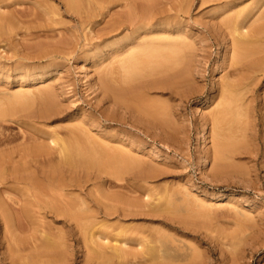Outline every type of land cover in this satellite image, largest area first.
<instances>
[{
	"label": "rangeland",
	"instance_id": "374dc122",
	"mask_svg": "<svg viewBox=\"0 0 264 264\" xmlns=\"http://www.w3.org/2000/svg\"><path fill=\"white\" fill-rule=\"evenodd\" d=\"M60 1L64 4V1ZM60 1L51 0L48 4L46 2H49V0H30L29 2L28 0H25L23 5L21 4L22 6L19 4L17 5L19 7H17L15 4L16 9L19 8L20 10L22 8V11L23 9H34V7L37 6L36 8L39 9L35 8L36 11L33 9L29 10L30 12L27 10H24L25 12L23 11L25 14L28 12L31 17H29V14L28 16L26 15L27 17H25V14L23 13L22 17L19 15V17L14 15V17H12L7 8H1L2 10L0 9V13L2 14L0 15L5 18V20H11V29L9 27L6 28L9 30V33H6L7 35H4L7 31L4 28V25L3 27H0L1 29H5L3 30L5 32L0 30V34L2 32L4 33L3 35L1 34L4 37L0 39V109L8 112L5 115V112L0 110V133L2 132L0 134V156L5 153L6 155L3 157H6V159L2 157L5 160L11 157V160H7L11 163L7 165L8 167L6 171H4L6 175L4 176L3 173L0 177L1 186V180L4 183V187H6V184L11 181L7 184L8 189H6L7 187L4 188L0 186V189H2L0 190V224L3 225L5 220L7 221V224H4L5 228L4 225H0V231L2 232H0V260L3 259V261H0V263L3 262V264H8V261L4 262V259L7 256V249L10 248L9 246H12L11 248L14 249L13 245H15L16 248V246L18 247V245L22 242L23 245L20 247L21 249L24 250V247L26 246L27 249L25 252L31 254L32 258L37 255V257L33 258V262L35 264H44L47 260V257H43V255L48 252L42 248L46 246V241L48 239H44V234H46V236L50 237L49 239H51V237L56 236V234H64L63 230H65V234L67 233L66 231L68 230V227L64 226L63 223L59 221L62 219L56 220L50 216L30 215L29 209H27L28 213L26 215H23L20 212V214H16L13 212V210L10 212V208L8 207V203L12 200L10 203L13 206L9 205L11 209H19V205L21 203L20 202L18 204V197L20 195L19 191H30V188L22 186L23 184L18 185L14 180H10L11 177L14 178L13 175L15 174V171L18 169L20 170V168L21 170L27 168L29 173H31L30 171L35 173V169H39L40 171L42 168L41 171L43 172V168H46L47 170H45L48 173L50 170H52V172L49 173L50 176L47 174V172V175H45L44 172L40 174L39 171H36L39 177L43 175L50 179L49 187H46L48 185V180L42 176V178H44L42 182H45L44 184L42 183V186L45 185V191L54 190L57 184H59L57 189H61L62 187V189L65 190L72 189L71 191H67L72 193H70V197H72L71 200L74 199L73 202L76 201L74 204H77L79 201L77 200L78 195L76 193H79V187L83 185L84 181L86 182L90 179V181H87L84 186H82V189H84V191L87 189L86 191L91 194V199L87 201L93 210L99 211L107 208L116 210L118 206L120 207L118 210L124 209L133 212L137 210L138 214L142 212L143 215L145 214L146 217L144 218L147 220L143 221V219H141L133 221L130 219L124 220L113 217L105 218V216L100 215L97 217V219H94L92 223L90 221L88 224H86L82 230V233H85L86 235H84L85 238H87V240L85 239L87 241L86 244H83L82 242L72 243L70 241L71 248H69L68 255H66L68 256L67 264H105L107 263V259L104 258H108L109 261L107 264H264V40L262 39L258 43L257 39L260 40V37L257 39L255 38V40L254 37H251L250 39L249 36L248 38L250 40L245 39V37V41L243 38L241 39V37H239V34L246 36L248 34L247 32H249L248 29L253 25V23L255 25L257 24L256 20L258 19L260 13L258 11H260L259 7L261 4H259L257 0H243L244 2L241 1L242 3H237L235 5L236 7H230L231 9L228 7H223L228 11L221 8L219 11L223 12L219 13L223 15L222 17V15L220 16V14H217L215 11H218L216 8L218 7L219 3L221 4L222 1L224 2V0H210L211 2L208 0L209 3L203 2L204 0H191L189 7H184V1L186 0H141V3L144 1L143 5L145 8H147L149 5L151 9L153 8V10H155L157 7L161 6L162 9L157 8V10H155L157 12H160L161 10L164 11L166 9L163 12V15H166V17H169V14L176 15L177 13L176 17H170H173L172 20L177 18L176 20L178 21H172L171 18H168V20L172 22V25L178 24V29L176 26H173L171 30L168 29L169 33L160 31L162 29L161 27L157 28V30L160 31V34L163 32V36L161 34L160 37L168 38L170 42L178 41L179 39L185 42L183 45L184 47H187V44H189L188 49L183 47L184 49L182 50V58H180L181 60L178 62L174 61V59L171 60L172 63L174 62L172 66L175 65V70L173 68V70L164 75L161 74L162 71H156L157 69L155 70V68L161 66H156L158 65L159 60L154 59L155 62H152L154 65H150L152 66V70L149 68L147 69V72L150 71L154 74H157L158 72L159 74L157 76L153 74L152 76H154V78L149 76V79H144L148 82H145L144 80L142 81L144 84L146 83V85H150L151 83H153V85L151 84V88L146 90L148 92H138L140 95V98L138 99L141 100L137 101V104L134 103L132 105L134 109H130L131 111L128 110V113L125 115L126 119L123 125H118L115 123L106 122L101 117V113L104 114V109L108 107V104L104 103V86L102 85L104 84L103 78L106 75L104 71L106 70L107 73L112 68H116L118 62L124 60L123 56L125 58L128 57V52L124 53L122 56H120V58H115V61L111 58L112 63L109 60V63L108 61L105 62L107 64L104 63L103 56L108 55L109 53V47L112 44V38L110 37H113L115 40L116 38L119 40L121 36L122 40L120 39L119 42L122 41L125 43L123 41L125 37L123 38V36L130 33L125 31L124 34L123 31H119L117 35L115 33L112 34L113 36L111 35L107 37L104 35L105 32L103 31L105 23L110 20V15H120L122 14L121 12L128 11V8L125 7V5L121 2L119 4L124 6L125 9L123 7L119 8L121 6L116 4L115 6H110V10H108L105 9V7H107L106 4H103L104 0H98V4H100V10L98 6L96 7V9L99 10L98 12L97 10L94 11V8L92 9V13H95L94 15L96 18L94 17L93 19V17H91V22H84L85 24L82 27L83 20L81 16L77 14V12H71L69 9L68 11L66 5L64 4V6ZM152 1L157 2V4L155 3V5L152 3ZM84 3L85 0L83 1L82 6H86ZM185 3L188 5V2ZM215 3H218V5ZM252 3L257 4L258 6L255 5L257 8L254 6V4L252 5ZM178 5L180 8L183 6V8L180 9L181 13ZM84 6V10H86ZM103 6L105 7L103 8ZM214 6L215 9L212 11L211 9H213ZM252 6L256 9H250ZM83 8L81 9L82 11ZM234 8L236 11L233 10ZM148 9L150 10L149 7ZM39 10L40 12H38ZM254 10V16L255 14L257 15L252 19L251 16H253L252 13ZM6 11H8V13ZM34 11L38 12V16L37 14L33 13ZM82 11L80 12L82 15L86 13ZM183 11L184 13H182ZM250 11H252V13ZM234 12H236V14ZM237 12L240 13L237 14ZM249 12L251 15H249ZM39 13H41V15ZM92 13L91 15H93ZM211 13H216V15H213L214 18ZM241 13L244 14L245 17ZM33 14L34 17L37 16L35 17L36 20L32 18ZM84 16L85 15H83V17ZM234 16H236V18L232 19ZM221 17L222 19H219ZM225 18H230V23L231 21L233 22L236 20L233 22L236 24H233L232 26V23L230 24ZM244 18L246 20L248 18V20L246 21ZM180 19H182L181 22L183 24H181V22L179 23ZM243 19L245 20L244 24H251L249 25V28L248 25H243V29L245 28L243 33H247L245 35L241 33L242 26L240 27L241 24L239 23L242 22ZM220 20H224L225 23L222 22L221 25ZM18 21H21V23ZM185 22L187 26H184ZM91 23L93 24L91 25L93 27H90V29L89 26ZM184 27L185 29H183ZM232 27L235 29H232ZM237 27H240L238 32ZM253 27L254 25L252 28H250V31H252ZM87 29L91 30V32L89 30L87 31ZM158 31L155 33L156 35L154 34L155 37H153V35L151 36L153 39H155L156 36L160 38ZM167 34L168 36L166 37ZM231 34L235 35L233 36ZM1 35L0 37H2ZM170 35L171 37H169ZM181 35L182 37L180 38ZM104 36L111 39V41ZM234 38L235 41L233 40ZM105 39L107 41L104 43ZM241 40H243V45ZM246 40H249V43H247L248 41ZM251 40L254 41V43L251 42ZM106 42L107 44L109 43V45H107ZM244 42H246V46L242 49ZM232 44L235 45L232 46ZM236 44H240L242 46H236ZM91 47L94 49H91ZM240 49L242 50L240 51ZM87 50L90 53L92 51V55ZM83 51L87 52L86 55H89L90 61L84 65L83 60L86 57V52L84 53ZM106 51L108 53H106ZM184 52L185 54H183ZM244 52L247 53V56L245 55L246 53L242 55ZM83 55H85L84 58ZM180 55L178 56V59ZM183 55H185V58ZM107 57H112V54ZM172 63L170 62V64ZM219 63L223 65V67L216 72L215 70ZM20 66H23L22 68L24 71H18L20 69L17 68ZM36 67L38 69L46 68V71L44 72L43 69H39V71H37L38 69L36 70ZM104 68L106 69L104 70ZM178 69L180 70L178 71ZM15 70H17V73ZM25 71H27L28 74ZM41 71L43 73H41ZM19 72L20 74H18ZM39 73L44 76V80L41 79L38 81V76H40ZM21 76H23L22 79H20ZM165 80L167 83H164ZM231 84L232 86L234 85V87H232ZM21 85L22 88L19 87ZM226 86L227 88L229 87V90L226 89ZM3 87L5 89H3ZM38 88L39 90H37ZM45 88H47L45 90L46 95L43 93ZM234 89L237 91L235 92ZM52 91L54 92L53 96H51ZM34 93L37 96V99ZM41 93L43 95H41ZM48 98L51 99L50 102ZM41 99L42 101H39ZM206 100H208V104H206L205 108L199 111L202 103ZM247 101L249 104V107L247 106L248 110L247 107H245ZM4 102L8 106L7 110H5L6 104ZM10 102H13L14 104H10ZM141 103L144 105L143 107L140 105ZM46 105L47 109L45 108ZM139 106H141V108ZM242 106L243 108H241ZM8 108L12 109L8 110ZM52 109L54 111H52ZM43 110L44 112L47 111L51 114V117L47 118L44 122L42 119L38 118V115ZM222 111L225 112L221 113ZM12 112H15V114ZM163 113H166V117ZM3 114L4 116L2 118ZM33 114L34 116L37 114L38 115L35 118ZM214 114H217L216 117L219 115V120L216 117L214 118ZM26 115H28L29 118ZM243 115L245 116L243 117ZM85 118L93 123L90 127L91 129L88 128L93 135L89 132L90 134L87 133L84 136L78 129L83 127L81 126L83 125L81 122ZM220 119H223L222 122ZM232 119L234 121H232ZM2 120L5 121L3 122ZM156 120L162 122V125H164L167 121L168 123L165 124L167 126H158L157 124L159 122ZM231 124L235 125L231 126ZM70 129L73 131H70ZM74 131H76L75 135L79 136L78 142L76 141L77 138L73 136ZM53 135L54 139L51 138V140H49V136L53 137ZM89 135L90 138H93L95 135L96 138L94 137L93 139H99L98 141L101 140V142L103 139L107 140V142L104 141L105 146L111 145V147H120L119 149L123 151L126 149V152H124L125 154L127 153L129 162H126V167L123 166L125 170L122 171L120 177H112L109 174L107 175L105 167L104 171L101 172H98L96 169L94 170V166L91 167V169L93 168L92 171L90 169L88 170V173L87 170H85L86 172H83L82 169L75 168L77 167L76 163L72 164L71 166L66 165V167H68V171L70 169L71 172H74L75 170L80 169L79 171H82L83 173H79L77 171L78 173L74 172L73 176H71V172L68 173V171H64L66 168L64 167L65 164L62 157L66 152L62 151L63 154H61V151H57H71L70 149H75L74 147H77L79 144H84L83 142L87 139V137H89ZM201 135H205L203 138L204 140L199 139V136L201 137ZM23 136H25L26 139ZM31 137L36 139L32 138V141ZM112 137H115V141L117 138L119 145L123 141V144L121 143V145H127L124 146L125 149L123 146H119L117 141L115 142L114 140L110 139ZM70 138L75 140H72L71 143L66 144L67 141H71ZM82 138L83 141H80ZM41 139L43 141L45 139V142L42 143V141H40ZM51 141H53L54 144H52ZM62 141L65 142V144H62ZM108 141L111 144H109ZM225 141H227V144ZM113 143L115 145H113ZM217 143L221 145V149H218L219 152L215 149L218 147L217 145H219ZM221 143L226 144V147ZM228 143H230V145ZM222 145L224 147H222ZM68 147L70 149H68ZM22 149H25V151L23 150L25 153L26 151H28V154L30 153L29 157L31 159L35 158L34 155L38 153V151H42V153H50V155L53 154V156L51 155V159L49 157L38 159L39 163L36 165L40 166L42 163L43 164L37 168V166L32 163L33 160L26 156L27 153L24 154L23 152V154H20L17 152V150L22 151ZM222 149H225V151L223 152ZM8 155H10V157H7ZM204 156L206 159L202 158ZM27 157L30 159V161ZM2 158L0 157V160ZM57 159H60V162H58ZM204 160H206V162H204ZM41 161L42 163L40 164ZM28 162H31L29 167ZM31 164H33L35 169L33 166L30 167ZM44 164L48 167H45ZM57 164V168L59 169L62 168L61 166L63 165V171L61 169L60 170L64 172V178L63 173L60 172L59 169L58 171L54 170ZM14 165L18 169L15 168ZM72 166V169L74 170L70 168ZM12 167H14V169H12ZM49 167H52L53 169ZM129 168L131 170L128 171ZM9 169H12L13 171L11 170L10 172ZM20 171L18 172V175H26L23 174L24 171H21L23 173L19 174ZM6 172L9 175H7ZM57 172L62 174L59 176L57 175ZM90 172L91 174H89ZM32 173L30 175L34 174ZM101 173L102 175H100ZM69 174L71 175L69 176ZM79 174L82 175L81 177L83 179L80 178ZM87 176L89 177L88 179ZM65 178L66 181H64ZM69 178H71V180ZM119 178L122 179L120 180ZM4 179L6 180L4 181ZM54 179H56V181ZM72 179L75 184L78 183L77 186L73 185L74 183L72 182ZM78 180H80L81 183H79L80 181ZM51 181L53 185L55 184L54 188L52 187L53 189L50 188L52 185ZM111 181H113L112 185H109L111 184ZM13 182L15 183V187H13ZM9 184L13 188L9 187ZM68 184L77 188L74 189ZM79 184L82 185L79 186ZM16 185L18 187H16ZM6 190L8 191L6 192ZM115 193H120L121 196L126 194L127 196L124 195L123 197L126 196L125 198L128 199L124 198V200H122V198H119V200L116 202L114 201L113 204L111 201H109L111 202L110 204L107 202L108 200L104 198L105 195L107 196L109 194L112 195ZM121 193L124 194L122 195ZM6 200L9 201L6 203ZM29 201L31 202L32 199ZM15 203L17 207H15ZM117 203L120 204L118 205ZM27 204L28 203H26V206ZM108 204L109 206L112 205V208L109 207ZM21 206L25 209V205ZM125 207L127 209H125ZM11 213L14 214L11 215ZM147 213L149 214L148 217ZM151 214L153 215L150 216ZM9 215H11L12 218H10ZM14 215L16 217L15 220ZM154 215L155 218L153 217ZM28 217L29 221L24 222L25 219L28 220ZM31 219L33 221H30ZM32 223H34L35 227ZM31 224L33 225L32 227ZM26 225L30 227H25ZM50 226L51 228L49 229ZM87 226L88 230H86ZM52 227H54L53 231ZM121 227L125 228V230H123L124 232H120L122 229ZM19 228L23 231L22 235L17 233H22ZM28 228L30 230L33 228L32 230L34 232H32V230L28 232ZM35 228L38 229L35 230ZM61 228H63V230ZM97 228L100 231H98ZM4 229H7L8 233ZM16 229L19 230L16 232ZM46 229L47 233L45 231ZM58 230L60 231V234ZM13 231L16 233V235ZM9 232H13L12 236L9 234ZM49 232H51V234ZM100 234H103V236ZM17 235L19 236L17 237ZM94 236H97V238ZM23 242L26 243L24 244ZM43 242H45V244ZM33 245H35V247ZM86 248L88 249L87 251H85ZM115 248H118L117 254L116 252L114 253ZM124 250L127 251L125 252ZM97 252L99 255L96 254ZM102 252L103 254L100 255ZM3 253L6 255L4 256ZM118 253L120 256H118ZM150 253H153L155 256L153 257V259L155 258L154 260H149L150 257L152 258L153 256ZM62 254H60V256L63 257L64 255ZM113 255L115 258L113 257V259H110V256ZM117 258H119V260Z\"/></svg>",
	"mask_w": 264,
	"mask_h": 264
},
{
	"label": "bare ground",
	"instance_id": "6f19581e",
	"mask_svg": "<svg viewBox=\"0 0 264 264\" xmlns=\"http://www.w3.org/2000/svg\"><path fill=\"white\" fill-rule=\"evenodd\" d=\"M24 1L25 0H0V9L2 8H7L8 9V11L11 13V16L12 17H14V16H20V17H22V13H23V11L25 10H27V9H23V11H22V8L19 10V8L18 9H16V7H15V4H16V6L17 5H23V3H24ZM30 0H28V2H29ZM50 1L51 0H49V2H46V3H50ZM60 1V0H59ZM62 1H64V4L66 5V7H67V10L69 9L71 12L72 11H74V13L75 12H77V14H79L80 16H81V18H82V27H83V25L87 22V23H90L91 21H90V18L91 17H93V19H94V17L96 18V16L94 15L95 13H92V9L94 10V11H96L97 9H96V7L98 6L99 7V10H100V4H98V0H85V5L86 6H84L85 7V9L86 10H84V8H83V6H82V4H83V1L84 0H62ZM146 1V0H145ZM155 1V0H154ZM154 1H152V3H156L157 4V2H154ZM190 1V2H189ZM189 1H184V7H189V3L191 4V0H189ZM192 1H194V0H192ZM210 1V0H209ZM241 1H243V0H224V2L222 1V3L220 4L219 3V5H218V3H215V4H217L218 5V7L216 8V10H218V11H215L217 14L220 12L219 10L221 9V8H223V7H228V8H230V7H236L235 5L237 4V3H239V2H241ZM258 2H259V4H261V6L259 7V9H260V11H258V12H260L259 13V16H258V19L256 20V25L253 23V25H254V27H253V29H252V31H250V28H252V26L249 28V25H251L250 23H249V25L248 24H244L245 23V20L243 19V21L242 22H239L241 25H240V27H241V29H242V34H244L243 33V30L245 29H243V25H248V31L249 32H247V33H245V34H247L246 36H243V35H241V34H239V37H241V39L243 38V40H244V38L245 39H249L248 37L250 36V39H251V37H254V40H255V38L257 39L258 37H260V40H258L257 39V41H258V43L263 39L264 40V0H257ZM8 2H11V3H8ZM61 2V1H60ZM82 2V3H81ZM100 2V1H99ZM123 3L124 5H125V7H127L128 8V11H123L124 9H125V7L124 6H121L119 3ZM185 2H188V5L185 3ZM203 2H208V0L207 1H203ZM211 2V1H210ZM213 2V1H212ZM219 2V1H218ZM244 2V1H243ZM62 3V2H61ZM102 3V2H101ZM151 3V2H150ZM194 3V2H193ZM193 3H192V5H193ZM206 3H204V4H206ZM209 3V2H208ZM242 3V2H241ZM246 3V2H245ZM255 3V2H254ZM254 3H252V5L254 4ZM257 3V2H256ZM5 4V5H4ZM28 4V3H27ZM63 4V3H62ZM63 4V5H64ZM95 4V5H94ZM98 4V5H97ZM103 4H106V6L107 7H105V6H103V8L105 7V9H108V10H110V6H115L116 4H119V6H121V7H119V8H124L122 11L123 12H121L122 14H120V15H117V16H113V15H110V20L108 21V22H106L105 23V26H104V31L103 32H105V36H107V37H109V36H111L112 34H115L116 33V35H117V33L119 32V31H123V33L125 32V31H127V32H129L130 34H128V35H125V36H123V38H124V42L125 43H123L122 41H120L119 42V40L121 39L122 40V38H121V36H120V39L119 40H117V38H116V40L113 38V37H110V38H112V44H111V46L109 47V53L106 51V53H108V55H105V56H103V60H104V63L105 62H107L108 61V63H109V60H110V62H111V60L113 59H115V58H120V56H122L124 53H127L128 54V57L127 58H125L124 56H123V58H124V60H121L120 62H118V67L116 66V68L114 69V68H112L111 70H109L107 73H106V68H104V72H105V77L103 78L104 79V84L102 85V86H104V103L105 104H108V107H106L105 109H104V114H102L101 113V117L104 119V121H106V122H109V123H115V124H120V125H123V123L125 122V115L128 113V110H132V109H134L133 108V104L134 103H136L137 104V101H140L138 98H140V95L138 94V92H145L146 90H149L150 88H151V86L153 85V83H151L150 85H146V83L144 84L142 81L144 80V79H146V78H148L149 79V76H151V77H153L154 78V76H152L154 73L153 72H147L148 70L147 69H149V68H151L154 64L152 63V62H155V60L154 59H157V60H159L158 61V65H156V66H161V67H158V68H155V70L156 71H162L161 72V74H166V73H168L169 71H171V70H173V68H174V70H175V68L176 67H174V66H172L173 65V63H172V59H174V61H179V60H181L180 58H182L181 56H182V50L184 49V48H186V49H188V44H187V47H184L183 45H184V43L185 42H183L182 40H179L178 39V41H172V42H170V40L168 39V38H162V37H160V35L163 33V32H168L169 30L168 29H170L171 30V28H173V26H176V28H177V26H178V24L177 25H172V22H170L169 20H168V18L170 19L171 18V20H172V18L173 17H170V16H177V13H176V15L174 14H172V15H170L169 14V17H166V15H163L164 13V11L166 10L164 7V11H160V12H157V11H155V10H157V8H160V9H162L161 8V6L160 7H157L155 10H153V8L151 9V7L148 5V7L150 8V10L148 9V7L147 8H145L144 7V1L141 3V0H104V3ZM102 4V5H103ZM155 4V5H156ZM159 4V3H158ZM163 4V3H162ZM21 5V6H22ZM51 5V4H50ZM64 5V6H65ZM151 5V4H150ZM153 5V4H152ZM164 5V4H163ZM162 5V6H163ZM187 5V6H186ZM255 5H257V4H254V6ZM5 6V7H4ZM40 6V5H39ZM38 6V7H39ZM145 6H146V3H145ZM181 6V5H180ZM251 6V5H250ZM258 6V5H257ZM257 6H255L256 8H257ZM11 7H15V8H11ZM17 7H19V6H17ZM37 7V6H36ZM36 7H34V9L33 10H35V8ZM117 7V6H116ZM169 7H171V6H169ZM176 7V6H175ZM246 7V6H245ZM244 7V8H245ZM9 8H11V9H9ZM83 8V11L84 12H86V13H84L83 15H85L84 17H83V15H82V13H80ZM103 8H102V10H103ZM168 8V7H167ZM178 8H179V10L181 9V8H183V6H181V8L179 7V5H178ZM243 8V9H244ZM247 8V7H246ZM253 8V6L252 7H250V9H252ZM256 8H253V9H256ZM1 9V10H2ZM32 9H29V10H32ZM36 9H39V8H36ZM40 9H41V7H40ZM66 9V8H65ZM171 9V8H170ZM173 9V8H172ZM175 9V8H174ZM214 9H215V6H214V8L213 9H211L212 11H214ZM225 8H223V10H224ZM231 9V8H230ZM240 9H242V8H240ZM248 9V8H247ZM252 9V10H253ZM0 10V11H1ZM29 10H27V11H29ZM43 10V9H42ZM68 10V11H69ZM99 10H97V12L99 11ZM107 10V11H108ZM168 10H169V8H168ZM168 10H167V12H168ZM183 10V9H182ZM225 10H227V9H225ZM233 10H235L236 11V9L234 8ZM233 10H232V12H233ZM244 10H246V9H244ZM249 10V9H248ZM3 11H5V10H3ZM8 11H6L7 13H8ZM22 11V12H21ZM24 11V12H25ZM36 11V10H35ZM33 12L34 14H37L38 12H40V10L38 11V12ZM82 11V12H83ZM94 15H91V13ZM178 11V10H177ZM176 11V12H177ZM184 11H185V9H184ZM184 11L182 12V13H184ZM228 11V10H227ZM257 11V10H256ZM30 12V11H29ZM125 12V13H124ZM171 12V11H170ZM169 12V13H170ZM174 12H175V10H174ZM173 12V13H174ZM223 11H221L220 13H222ZM226 12V11H225ZM231 12V11H230ZM229 12V13H230ZM241 12V11H240ZM240 12H237V14L238 13H240ZM248 12V11H247ZM251 13H252V11H250ZM249 12V13H250ZM254 12H255V10L253 11V16H251L252 17V19H253V17H255L257 14H255V16H254ZM257 12V13H258ZM69 13V12H68ZM109 13V12H108ZM107 13V14H108ZM180 13H181V10H180ZM216 13H214V14H212V16L213 15H216ZM219 13V14H220ZM226 13H228V12H226ZM235 14H236V12H234ZM251 13L249 14V15H251ZM1 14V13H0ZM23 14H25V13H23ZM28 12H27V14H25L24 16L25 17H27L28 16ZM31 14H32V12H31ZM34 14L32 15L33 17L32 18H34L35 20H36V18L35 17H37L38 16V14H37V16H35L34 17ZM40 15H41V13H39ZM106 14V15H107ZM230 14H232V13H230ZM229 14V15H230ZM242 14V13H241ZM2 15V14H1ZM0 15V16H1ZM4 15H5V13H4ZM14 15V16H13ZM27 15V16H26ZM30 15V14H29ZM109 15V14H108ZM179 15V14H178ZM222 14H220V16H221ZM227 15V14H226ZM225 15V16H226ZM228 15V16H229ZM244 17H245V15L244 14H242ZM247 15V14H246ZM248 15V16H249ZM9 16V15H8ZM18 16V17H19ZM23 16V17H24ZM87 16V17H86ZM212 16H211V18H212ZM219 16V15H218ZM217 16V17H218ZM224 16V17H225ZM239 16V15H238ZM29 17H31V15L29 16ZM222 17H223V15H222ZM222 17L221 18H219V19H222ZM231 17V16H230ZM250 17V16H249ZM8 18H10V17H8ZM80 18V17H79ZM213 18H214V16H213ZM215 18H216V16H215ZM236 18V16H234V18H232V19H235ZM2 19V20H1ZM25 19V18H24ZM28 19V18H27ZM177 18H175V20H176ZM226 19V18H225ZM229 19L230 18H227L226 20L229 22ZM231 19V20H232ZM240 19H241V17H240ZM250 19V18H249ZM251 19V20H252ZM33 20V19H32ZM81 20V19H80ZM91 20H92V18H91ZM175 20H172V21H175ZM181 20L182 19H180V21H179V23L181 22ZM247 20H248V18H247ZM246 20V21H247ZM251 20H249V21H251ZM0 21H1V23H0V27H3V25H4V28L6 29V28H10L11 27V23H10V21L11 20H5V18H3L2 16L0 17ZM16 21V20H15ZM22 21V20H21ZM21 21H18V22H20L21 23ZM176 21H178V20H176ZM234 21H236V20H234ZM233 21V22H234ZM23 22V21H22ZM85 22V23H84ZM93 22V21H92ZM220 24L222 25V22H224V20L223 21H221L220 20ZM227 22V23H228ZM232 21H231V23H232V26H233V24H236V23H233ZM237 22H238V19H237ZM17 23V22H16ZM15 23V24H16ZM95 23V22H94ZM174 23V22H173ZM225 23V22H224ZM226 23V24H227ZM230 23V22H229ZM230 23V24H231ZM248 23V22H247ZM252 23V22H251ZM181 24H183L182 22H181ZM225 24V25H226ZM238 24V23H237ZM91 25H93L92 23L90 24V26H89V28L91 27H93V26H91ZM172 25V26H171ZM180 25V24H179ZM225 25H223V26H225ZM181 26H183V25H181ZM184 26H187L186 25V22H185V25ZM238 26V25H237ZM162 28L160 31H163L161 34H160V31H158L157 30V28ZM226 27H227V25H226ZM229 27L231 28V26L229 25ZM229 27H228V29H229ZM240 27H237V32H238V30L240 29ZM85 28V27H84ZM87 28V27H86ZM90 28V29H91ZM234 27H232V29H233ZM5 29H1L0 28V30H5ZM11 29V28H10ZM175 29V28H174ZM178 29V28H177ZM176 29V30H177ZM183 29H185V27L183 28ZM235 29V28H234ZM7 31L5 32V31H3V32H5V34L2 32L1 34L3 35H7L6 33H9V30L8 29H6ZM89 29H87V31H88ZM176 30H174V31H176ZM231 30V29H230ZM90 32H91V30H89ZM157 31L159 32V37L160 38H158L157 36H156V38H158V39H153V37H155V33H157ZM181 31H182V28H181ZM185 31V30H184ZM1 32V31H0ZM10 32H12V31H10ZM126 32V33H127ZM176 32H178V31H176ZM169 33V32H168ZM170 33H171V31H170ZM174 33V32H173ZM184 33V32H183ZM235 33V32H234ZM0 34V35H1ZM122 34V33H121ZM125 34V33H124ZM151 34V35H150ZM155 34V35H154ZM178 34V33H177ZM181 34V33H180ZM244 34V35H245ZM1 35V36H2ZM115 35V36H116ZM120 35V34H119ZM153 35V37H151ZM158 35V34H157ZM174 35H176V34H174ZM185 35H186V33H185ZM231 35H233V34H231ZM235 35V34H234ZM233 35V36H234ZM237 35V34H236ZM104 36V37H105ZM113 36V35H112ZM162 36H163V34H162ZM168 36V34L166 35V37ZM178 36V35H177ZM4 36H2V37H0V39H2ZM107 37H105V38H107ZM169 37H171V35L169 36ZM174 37V36H173ZM172 37V38H173ZM179 37V36H178ZM178 37H176V38H178ZM182 37V35L180 36V38ZM185 37V36H184ZM187 37V36H186ZM238 37V38H239ZM175 38V39H176ZM236 38V37H235ZM235 38L233 39L234 41H235ZM107 39H109V38H107ZM115 41H114V40ZM187 39V38H186ZM249 39V40H250ZM110 41H111V39H109ZM237 40V39H236ZM243 40H241L242 41V45H243ZM249 40H246V41H248L247 43H249ZM105 41H107L106 39L104 40V43H105ZM188 41V40H187ZM245 41V40H244ZM114 42V43H113ZM117 42V43H116ZM233 42V41H232ZM251 42H253L254 43V41H252L251 40ZM234 43H236V42H234ZM256 43V42H255ZM106 44H107V42H106ZM246 44V42H244V46H242V45H240V44H236V46H242V49L243 48H245V45ZM107 45H109V43L107 44ZM235 45V44H234ZM233 44H232V46H234ZM248 45V44H247ZM191 46V45H190ZM184 47V48H183ZM88 48V47H87ZM90 48V47H89ZM248 48H251V47H248ZM91 49H94V48H92L91 47ZM238 49H239V47H238ZM242 49H240V51L242 50ZM247 49V48H246ZM88 50H90V49H88ZM87 50V51H88ZM247 51V50H246ZM84 53L86 52V51H83ZM89 52V51H88ZM248 52V51H247ZM90 53V52H89ZM88 53V54H89ZM91 53H92V51H91ZM90 53V54H91ZM246 52H244L242 55H244ZM87 54V52L85 53V55ZM112 54V57H107V56H109V55H111ZM181 54V55H180ZM183 54H185V52L183 53ZM85 55H83V58L85 57ZM92 55V54H91ZM180 55V57H179V59H178V56ZM188 55V54H187ZM239 55V54H238ZM246 56H247V53L245 54ZM185 55H183V57H184ZM241 56V55H240ZM239 57V56H238ZM93 58H94V56H93ZM112 58V59H111ZM185 58V57H184ZM240 58V57H239ZM91 59V58H90ZM117 60H119V59H117ZM157 60H156V62H157ZM115 61V60H114ZM88 62H90L89 61V55H86V57L84 58V60H83V65L84 64H87ZM103 62V61H102ZM170 62L172 63V64H170ZM182 62V61H181ZM112 63V62H111ZM180 63V62H179ZM105 64H107V63H105ZM152 64V66H150ZM157 64V63H156ZM160 64V65H159ZM175 64H177V63H175ZM184 64V63H183ZM182 64V65H183ZM109 65V64H108ZM111 65V64H110ZM115 65V64H114ZM179 65V64H178ZM184 66V65H183ZM183 66H182V68H183ZM23 66H20L19 68H17V69H20V70H18V71H21V70H23V68H22ZM47 67V66H46ZM104 67H106V66H104ZM155 67V66H154ZM223 67V65H221L220 63L218 64V66H217V68H216V72L220 69V68H222ZM49 68V67H48ZM177 68H181V67H177ZM25 69V68H24ZM36 70L38 69L37 67L35 68ZM35 69H34V71H35ZM40 70H42L41 68H39ZM39 69L37 70V71H39ZM3 70V69H2ZM30 70V69H29ZM31 70H32V68H31ZM151 70H152V68H151ZM155 70H154V72H155ZM180 69H178V71H179ZM0 71H1V69H0ZM16 71V73H17V70H15ZM24 71V70H23ZM22 71V72H23ZM43 71L45 72L46 71V68H44L43 69ZM3 72V71H2ZM26 73H27V71H25ZM4 73H5V71H4ZM7 73V72H6ZM33 73V72H32ZM41 73H43L42 71H41ZM156 73V72H155ZM18 74H20V72L18 73ZM28 74V73H27ZM37 74H38V72H37ZM40 74V73H39ZM45 74V73H44ZM49 74V73H48ZM159 73L157 72V74H154V75H158ZM176 74V73H175ZM2 75V74H1ZM25 75V74H24ZM30 75V74H29ZM47 75V74H46ZM102 75V74H101ZM168 75H170V74H168ZM182 75V74H181ZM31 76V75H30ZM34 76H35V74H34ZM22 77L23 76H21L20 77V79H22ZM43 75H41L40 74V76H38V81H40L41 79H43ZM168 77V76H167ZM170 77V76H169ZM178 77V76H177ZM9 78V77H8ZM179 78V77H178ZM24 79V78H23ZM160 79V78H159ZM168 79V78H167ZM166 79V80H167ZM174 79V78H173ZM175 79H176V77H175ZM29 80H31V79H29ZM44 80V79H43ZM166 80L164 81V83H167L166 82ZM26 81V80H25ZM37 81V80H36ZM46 81V80H45ZM145 81V80H144ZM147 81V80H146ZM145 81V82H146ZM21 82H23V81H21ZM35 82V81H34ZM43 82V81H42ZM102 82V81H101ZM148 82V81H147ZM33 83V82H32ZM39 83V82H38ZM37 83V84H38ZM44 83V82H43ZM22 85H24L23 83H21ZM40 84V83H39ZM102 84V83H101ZM169 84V83H168ZM250 84V83H249ZM22 85L21 86H19V87H21L22 88ZM44 85V84H43ZM156 85V84H155ZM161 85V84H160ZM163 85V84H162ZM229 85H230V83H229ZM228 85V86H229ZM245 85V84H244ZM29 86V85H28ZM48 86H50V85H48ZM166 86H168V85H166ZM171 86V85H170ZM173 86V85H172ZM231 86H232V84H231ZM250 86V85H249ZM248 86V87H249ZM155 87H157V86H155ZM232 87H234V85L232 86ZM231 87V88H232ZM241 87V86H240ZM42 88H44V87H42ZM48 88V87H47ZM47 88H45L44 89V94H45V90L47 89ZM154 88V87H153ZM152 88V89H153ZM229 88V87H228ZM227 88V86H226V89L227 90H229ZM236 88V87H235ZM3 89H5L4 87H3ZM3 89H1V90H3ZM29 89V88H28ZM165 89V88H164ZM247 89V88H246ZM25 90V89H24ZM34 90H35V88H34ZM37 90H39V88L37 89ZM161 90V89H160ZM235 90V89H234ZM240 90V89H239ZM245 90V89H244ZM51 91V90H50ZM155 91V90H154ZM226 91V90H225ZM232 91V90H231ZM237 90H235V92H236ZM32 92V91H31ZM35 92V91H34ZM146 92H148V91H146ZM239 92V91H238ZM33 93V92H32ZM46 93H47V91H46ZM53 91H52V93H51V96H53ZM229 93V92H228ZM232 93H234V92H232ZM241 93V92H240ZM24 94V93H23ZM26 94V93H25ZM48 94H49V92H48ZM20 95V94H19ZM34 95H35V93H34ZM41 95H43L42 93H41ZM46 95V94H45ZM144 95V94H143ZM242 95V94H241ZM4 96V95H3ZM3 96H2V98H3ZM15 96V95H14ZM21 96V95H20ZM23 96H25V95H23ZM36 96V95H35ZM50 96V95H49ZM145 96H147V95H145ZM235 96V95H234ZM16 97V96H15ZM27 97V96H26ZM29 97V96H28ZM230 97V96H229ZM22 98V97H21ZM41 98V97H40ZM44 98V97H43ZM42 98V99H43ZM145 98H147V97H145ZM241 98V97H240ZM31 99V98H30ZM36 99H37V96H36ZM39 99V98H38ZM42 99L41 100H39V101H42ZM49 99V98H48ZM8 100V99H7ZM23 100V99H22ZM34 101V100H33ZM32 101V102H33ZM51 101V99H49V102ZM143 101H144V99H143ZM208 100H206L205 102H203L202 103V105H201V107L199 108V111H201L203 108H205L206 107V104H208V102H207ZM14 102V101H13ZM13 102H10V104H12ZM19 102V101H18ZM47 102V101H46ZM48 102V103H49ZM54 102V101H53ZM142 102V101H141ZM148 102V101H147ZM147 102H146V104H147ZM246 102V101H245ZM5 103V102H4ZM9 103V102H8ZM17 103V102H16ZM20 103V102H19ZM25 103V102H24ZM52 103V102H51ZM139 103V102H138ZM145 103V102H144ZM237 103V102H236ZM6 104V103H5ZM14 104V103H13ZM22 104V103H21ZM20 104V105H21ZM247 104H248V101H247ZM245 105V107H249V104L248 105ZM28 105V104H27ZM30 105V104H29ZM42 105V104H41ZM50 105H52V104H50ZM139 105V104H138ZM140 105H142V107L144 106L142 103L140 104ZM16 106V105H15ZM14 106V107H15ZM7 104H6V109L5 110H7ZM17 107H18V105H17ZM134 107H135V105H134ZM140 108H141V106H139ZM244 107V108H245ZM248 107H247V110H248ZM41 108V107H40ZM46 109H47V105H46V107H45ZM144 108H146V107H144ZM241 108H243V106L241 107ZM10 109H12V108H10ZM9 108H8V110H10ZM15 109V108H14ZM21 109V108H20ZM27 109V108H26ZM31 109V108H30ZM39 109V108H38ZM143 109V108H142ZM229 109V108H228ZM1 110V109H0ZM3 110V109H2ZM1 110V111H2ZM130 110V111H131ZM138 110H139V108H138ZM220 110V109H219ZM245 110V109H244ZM12 111V110H11ZM14 111V110H13ZM18 111V110H17ZM37 111V110H36ZM39 111H40V109H39ZM52 111H54L53 109H52ZM134 111V110H133ZM141 111V110H140ZM143 111H145V110H143ZM148 111V110H147ZM165 111V110H164ZM226 111V110H225ZM225 111H222L221 113H224ZM233 111V110H232ZM235 111V110H234ZM3 112H5V115L8 113L7 111H4L3 110ZM16 112V111H15ZM15 112H12V113H14L15 114ZM219 112V111H218ZM247 112V111H246ZM11 113V112H10ZM9 113V114H10ZM55 113V112H54ZM61 114H63V113H61ZM131 114V113H130ZM163 114H165V117H166V113H163ZM162 114V115H163ZM220 114V113H219ZM227 114V113H226ZM225 114V115H226ZM38 115V114H37ZM36 115V116H37ZM51 114L49 113V112H47V111H45L44 112V110L43 111H41V113L38 115L39 117V119H42V121L44 122V121H46V119L47 118H49V117H51L50 116ZM132 115V114H131ZM215 116H214V118L216 117V115L217 114H214ZM3 116H4V114L2 115V118H3ZM10 116H13V115H10ZM28 118H29V116L28 115H26ZM33 116H34V114H33ZM32 116V117H33ZM36 116H34L35 118H36ZM154 116V115H153ZM245 115H243V117H244ZM1 117V116H0ZM8 117V116H7ZM33 117V118H34ZM163 117V116H162ZM218 117H219V115H218ZM218 117H216L217 119H218ZM220 117H221V115H220ZM225 117V116H224ZM242 118V117H241ZM53 119V118H52ZM156 119V118H155ZM228 119H230V118H228ZM6 120V119H5ZM4 120V121H5ZM30 120V119H29ZM32 120V119H31ZM38 120V119H37ZM50 120V119H49ZM48 120V121H49ZM163 120V119H162ZM161 120V121H162ZM219 120V119H218ZM223 120V119H222ZM222 120L220 119V121L222 122ZM226 120V119H225ZM231 120V119H230ZM3 121V120H2ZM3 121V122H4ZM7 121H8V119H7ZM156 121H158L159 122V120H156ZM214 121H216V120H214ZM228 121V120H227ZM232 121H234L233 119H232ZM238 121V120H237ZM33 122H35V121H33ZM43 122H42V124H43ZM157 122V123H158ZM230 122V121H229ZM7 123V122H6ZM83 123V125H81V126H83V127H81V128H78L79 129V131L82 133V135H86L87 133H89L90 132V127L92 126V122L90 121V120H88V119H83L82 120V122H81V124ZM162 122H159L157 125L158 126H160V127H164V126H167V125H165L166 123H168L167 121L165 122V124L164 125H162L161 124ZM233 123V122H232ZM241 124H243V123H241ZM112 125V124H111ZM221 125V124H220ZM232 125H235V124H231V126ZM239 125V124H238ZM2 126V125H1ZM219 126V125H218ZM226 126V125H225ZM228 126V125H227ZM242 126V125H241ZM33 127V126H32ZM75 127V126H74ZM221 127V126H220ZM222 127H223V125H222ZM86 128V129H85ZM88 128H90V129H88ZM32 129V128H31ZM22 130V129H21ZM72 129H70V131H71ZM24 131V130H23ZM73 131V130H72ZM26 132V131H25ZM32 132V131H31ZM75 132L76 131H74L73 133H74V135L73 136H75V138H77L76 139V141L78 142V140H79V136L78 135H75ZM205 132V131H204ZM2 133V132H1ZM0 133V134H1ZM23 133V132H22ZM72 133V132H71ZM71 133H69V134H71ZM72 133V134H73ZM91 133V132H90ZM89 133V134H90ZM93 133H94V131H93ZM26 134H27V132H26ZM31 134V133H30ZM35 134V133H34ZM92 134V133H91ZM8 135V134H7ZM29 135V134H28ZM33 135V134H32ZM36 135V134H35ZM93 135V134H92ZM91 135V136H92ZM6 136V135H5ZM31 136V135H30ZM72 136V137H73ZM24 138H25V136H23ZM33 137H36V136H33ZM33 137H31V140H32V138ZM41 137V136H40ZM94 137L96 138V136L94 135ZM93 137V138H94ZM205 137V135H201V137L199 136V139H202V140H204L203 138ZM4 138V137H3ZM6 138V137H5ZM51 138H53L54 139V135H53V137L51 136H49V140H51ZM81 138V137H80ZM85 138V137H84ZM93 138H90V135H89V137H87V139L83 142L84 144H79L77 147H74L75 146V143H74V148L75 149H70L69 147H68V149H70L71 151H66V150H59V151H57V152H60L61 151V154H63V152H66L65 154H63L62 156V158H63V162H64V167L66 168V170H64V171H68V167H66V165H72V164H75L76 163V166L77 167H75V168H80V169H82L83 170V172H86L85 170H87V173H88V170H90L91 169V167H95L94 168V170L96 169L98 172H101V171H104V167H105V170H106V172H107V175L109 174L110 176H112V177H120V175L122 174V171H124L125 170V168L123 167V166H125L126 167V165L125 164H127L126 162H129V158H128V156H127V153L125 154V152H126V149H125V147L124 146H127V145H121V143L123 142L122 140V142L120 143V145L121 146H123L124 147V151L123 150H121V149H119L118 147H111V145L110 146H105L104 145V143L105 142H107V140H105V139H103L102 140V142H101V140L100 141H98V140H96V139H93ZM26 139V138H25ZM33 139H36V138H33ZM71 139V138H70ZM110 139H112V140H114L115 139V137H112V138H110ZM109 139V141L111 142V140ZM120 139V138H119ZM220 139H223V138H220ZM219 139V140H220ZM232 139V138H231ZM10 140V139H9ZM55 140H56V138H55ZM68 140V139H67ZM72 140L73 139H71V141L70 142H68L67 141V143L66 144H68V143H71L72 142ZM75 140V139H74ZM73 140V141H74ZM218 140V141H219ZM1 141V140H0ZM33 141V140H32ZM40 141H42V143L43 142H45V139H44V141L41 139ZM80 141H83V138H82V140H80ZM105 141V142H104ZM108 141V142H109ZM115 141V140H114ZM116 141H117V138H116ZM115 141V142H116ZM217 141V142H218ZM230 141V140H229ZM232 141V140H231ZM3 142V141H2ZM4 142H5V140H4ZM109 142V144H111ZM114 142V143H115ZM118 142V145H119V141H117ZM227 141H225V143H226ZM1 143V142H0ZM35 143H36V141H35ZM51 143L52 144H54L53 143V141H51ZM65 144V142H63L62 141V144ZM81 143V142H80ZM113 143V145H115ZM125 143V142H124ZM236 143V142H235ZM4 144V143H3ZM5 144H6V142H5ZM33 144H34V142H33ZM56 144H58V143H56ZM77 144V143H76ZM123 144V143H122ZM126 144V143H125ZM217 144H219V143H217ZM221 144H223V143H221ZM227 144V143H226ZM226 144H223V145H225V147H226ZM229 145H230V143H228ZM69 145H71V144H69ZM69 145H65V146H69ZM116 145H117V143H116ZM117 145V146H118ZM119 145V146H120ZM222 145V147H224ZM235 145V144H234ZM6 146V145H5ZM64 146V145H63ZM218 147H216L215 149L216 150H218V149H221V145L219 144V145H217ZM228 146V145H227ZM71 147V146H70ZM3 148V147H2ZM36 148V147H35ZM128 148V147H127ZM33 149V148H32ZM25 151V149H22V151L20 152L19 150H17V152H19L20 154L22 153L23 154V152ZM40 150V149H39ZM223 150V149H222ZM222 150H221V152H222ZM29 151H30V149H29ZM34 151V150H33ZM63 151V152H62ZM127 151H129V150H127ZM225 151V149L223 150V152ZM57 152H54V153H57ZM130 152V151H129ZM129 152H128V155H129ZM216 152V151H215ZM218 152H219V150H218ZM26 153H27V155L26 156H28L29 157V155H30V153L28 154V151H26ZM25 152H24V154H26ZM35 153V152H34ZM218 154V153H217ZM4 155H6L5 153L4 154H2L0 157L2 158ZM52 156H53V154H51ZM51 155H50V153H42V151H38V153H36L34 156H35V158L33 159H31L30 157V159L31 160H33V162L32 163H34L35 165L37 164L38 165V163H39V160L38 159H40V158H46V157H49L50 159H51ZM59 155H60V153H59ZM58 155V156H59ZM205 155V154H204ZM222 155V154H221ZM221 155H220V157H221ZM22 156V155H21ZM20 156V157H21ZM25 156V157H26ZM57 156V157H58ZM61 156V155H60ZM131 156H132V154H131ZM207 156V155H206ZM216 156V155H215ZM226 156V155H225ZM7 157H10V155H8ZM20 157H18V158H20ZM23 157V156H22ZM24 157V158H25ZM27 157V158H28ZM32 157V156H31ZM218 157V156H217ZM3 158H5L6 159V157H3ZM1 159L0 160V177L2 176V174L4 173V171H6V169H7V165H9V163H11V162H9V161H7L8 159L9 160H11V157L10 158H7V160H5V159ZM26 158V159H27ZM28 158V159H29ZM48 158V159H49ZM55 158V157H54ZM60 158V157H59ZM202 158H205V156L204 157H202ZM25 159V160H26ZM27 159V160H28ZM30 159H29V161H30ZM206 159V158H205ZM221 159H222V157H221ZM224 159V158H223ZM15 160V159H14ZM24 160V159H23ZM42 160V159H41ZM47 160V159H46ZM58 160V159H57ZM131 160V159H130ZM134 160V159H133ZM43 161V160H42ZM42 161L40 162V164L42 163ZM142 161V160H141ZM203 161V160H202ZM216 161L218 162V160L216 159ZM223 161V160H222ZM15 163H17L16 161H14ZM13 162V163H14ZM45 162V161H44ZM58 162H60V159L58 160ZM104 162H105V165H104ZM204 162H206V160H204ZM20 163V162H19ZM24 163H26V162H24ZM30 163L31 162H28V167H29V165H30ZM133 163V162H132ZM21 164V163H20ZM27 164V163H26ZM25 164V165H26ZM43 164V163H42ZM42 164L40 165V166H42ZM45 164H46V162H45ZM44 164V165H45ZM55 164V163H54ZM61 164H62V162H61ZM61 164H59V165H61ZM130 164V163H129ZM203 164H205V163H203ZM36 165V166H37ZM49 165V164H48ZM222 165V164H221ZM13 166V165H12ZM33 166V164H31V166L30 167H32ZM35 166V167H36ZM40 166H37V168H39ZM47 165H45V167H46ZM14 167H15V165H14ZM14 167H12V169H14ZM21 167H22V165H21ZM23 167H24V165H23ZM48 167V166H47ZM58 167V164H57V166H56V168ZM62 168H60L61 170L63 169V165L61 166ZM128 167H131V166H128ZM15 168H17V167H15ZM33 168H34V166H33ZM33 168H30V169H33ZM49 168H51V169H53L52 167H49ZM49 168H48V171H49ZM54 168H55V166H54ZM54 169V170H57L58 171V169L59 168H57V169ZM71 169L73 168V166L72 167H70ZM133 168H135V167H133ZM12 169H9L10 170V172H11V170ZM18 169V168H17ZM26 170H27V168H25ZM21 170V168H20V170L21 171H24V173L23 172H21L19 169L18 170H14L15 171V174H14V172H13V174L12 173H10V174H12L13 176H14V178L13 177H11V178H13V179H11L10 178V176H9V178H10V180H14L15 181V183L16 184H18V185H20V184H23L22 186H26V187H28V188H30V191H26V192H21V191H19V197H18V204L20 203V207H19V209H17V208H12L11 209V207L10 206H13L10 202L12 201L11 199V201L8 203V204H6V205H8V207L10 208V212H12V210H13V212L14 213H18V214H20V213H22L23 215L25 214H27L28 212H27V209H29V212H30V215L32 214V215H43V216H50V217H53L54 219H56V220H59V219H62V220H59V221H61V223H63V225L64 226H67L68 227V230L66 231L67 233L65 234V230H63V228H61L63 231H64V234H60V231H59V234L60 235H57L56 234V236H52L51 237V239H49L50 237H48V236H46V234H44L45 235V237H44V239L45 238H48L47 239V241H46V246H44V247H42V248H44L46 251H48V252H46L45 253V255H43V257H47V260L45 261V263L44 264H67L68 262V259H67V257L68 256H66V255H68V250H69V248H71V245H70V243L72 242H74V243H76V242H79V243H83V244H86L87 243V238H85V233L83 234L82 233V230L84 229V226H86V224H88L90 221H91V223H92V221L94 220V219H97V217H99L100 215H103V216H105V218H118V219H130V220H141V219H143V221L144 220H146V218H144V217H146L145 216V214L143 215V213L141 214H138L137 212V210L135 211V212H133V211H127V210H118V209H120V207H118L117 206V209L116 210H114V209H109V208H107V209H103V210H93L92 208H91V206H90V204L88 203V201L87 200H90L91 199V194L89 193V192H87L86 190L87 189H85V191H84V189H82V186H84V184L87 182V181H90V179L89 180H87L86 182L84 181V183H83V185L82 184H79V186L80 185H82L81 187H79V193L77 192L76 194L78 195L77 196V200L79 201V202H77V204H74V203H76V201L75 202H73L74 201V199L73 200H71L72 199V197H70V193L71 192H68V191H71L72 189H70V190H65V189H57V187H58V185L59 184H57L56 185V188H54V185L52 184V181H51V187L50 188H54V190H47V191H45V189H44V186H42V181H43V179L44 178H42V176L43 175H41L40 177L37 175V173H36V171L38 172L39 171V169L38 170H36L35 168V173L33 174L32 173V171H30L33 175H30L31 173H29L28 171L29 170H27V172H26V170ZM29 169V168H28ZM44 170L46 169V168H43ZM59 169V170H60ZM80 169H78V170H75L74 172H82V171H79ZM93 169V168H92ZM92 169H91V171H92ZM137 169V168H136ZM42 170V168L40 169V171ZM43 170V172H44V174L45 175H49V173H51L52 172V170H50V172L48 173L46 170L44 171ZM53 170V171H54ZM60 170V172H62ZM72 170H74V169H72ZM129 170H131L130 168L128 169V171ZM147 170V169H146ZM13 171V170H12ZM20 171V173L19 174H26L25 176H23V175H18V172ZM39 171V173L40 174H42L43 172L41 171L40 172ZM126 171H127V169H126ZM26 172V173H25ZM46 172H47V174H46ZM69 172H71V170L69 169V171H68V173ZM73 172V171H72ZM71 172V174H69V176L71 175V176H73V174H74V172L72 173ZM77 172V173H78ZM82 172V173H83ZM132 172V171H131ZM144 172H145V170H144ZM147 172H149V171H147ZM7 173V172H6ZM58 174L57 175H61L62 173H63V178L65 177V175H64V172H62L61 174L59 173V172H57ZM68 173H65V174H68ZM87 173H85V174H87ZM128 173V172H127ZM27 174H28V176H27ZM39 174V175H40ZM56 174V173H55ZM89 174H91V172L89 173ZM142 174H144V173H142ZM6 174L4 173V176H5ZM7 175H9L8 173H7ZM54 175V174H53ZM53 175H52V177H53ZM78 175V174H77ZM80 175V174H79ZM100 175H102V173L100 174ZM124 175H126V174H124ZM50 176V175H49ZM49 176H47V177H49ZM56 176V175H55ZM82 175H80V178H82L81 177ZM84 176V175H83ZM147 176V175H146ZM43 177H45V176H43ZM86 177V176H85ZM122 177V176H121ZM4 178V177H3ZM2 178V179H3ZM5 178H7V177H5ZM72 178V177H71ZM71 178H69L70 180H71ZM89 177L87 176V179H88ZM147 178V177H146ZM45 179H47L48 180V185L46 186V187H49V180L50 179H48V178H46L45 177ZM52 179V178H51ZM57 179V178H56ZM56 179H54L55 181H56ZM83 179V178H82ZM111 179V178H110ZM120 179V178H119ZM122 179V178H121ZM120 179V180H121ZM123 179H125V178H123ZM6 179H4V181H5ZM84 180H85V178H84ZM113 180V179H112ZM120 180H118V181H120ZM45 181V180H44ZM54 181V182H55ZM64 181H66V178H65V180ZM69 181V180H68ZM78 181H80V180H78ZM109 181V180H108ZM107 181V182H108ZM116 181H117V178H116ZM1 182H2V186L1 187H4L3 185H4V183H3V181L1 180ZM9 182H11V181H9ZM8 182V183H9ZM71 182V181H70ZM72 182H73V179H72ZM112 182L113 181H111V184H109V185H112ZM5 183H7V182H5ZM7 183V184H8ZM14 183V182H13ZM15 183H14V185H13V187H15ZM45 183V182H44ZM43 183V184H44ZM57 183H58V181H57ZM74 183V182H73ZM79 183H81V181L79 182ZM108 183H110V182H108ZM107 183V184H108ZM7 184H6V187H7ZM47 184V183H46ZM62 184V183H61ZM65 184V183H64ZM71 184V183H70ZM78 184V183H77ZM77 184H73V185H76L77 186ZM10 185V184H9ZM69 185V184H68ZM64 186V185H63ZM69 186H71V185H69ZM69 186H67V187H69ZM87 186V185H86ZM85 186V187H86ZM6 187H4V188H6ZM9 187H12L11 185L9 186ZM12 187V188H13ZM16 187H18L17 185H16ZM60 187H61V185H60ZM66 187V186H65ZM72 188H74V189H76L75 187H73V186H71ZM71 187H69V188H71ZM124 187V186H123ZM20 188V187H19ZM52 188V189H53ZM87 188V187H86ZM121 188H122V186H121ZM6 189H8V187L6 188ZM16 189H18V188H16ZM15 189V190H16ZM49 189V188H48ZM73 189V190H74ZM111 189V188H110ZM123 189V188H122ZM0 190H2V189H0ZM5 190V189H4ZM21 190V189H20ZM56 190V191H55ZM8 190H6V192H7ZM10 191V190H9ZM4 192V191H3ZM73 192V191H72ZM10 193H12V192H10ZM74 193H75V191H74ZM6 194V193H5ZM13 194H14V192H13ZM15 194H16V192H15ZM72 194V193H71ZM119 195H120V193H118ZM118 194H112V195H105V199L106 200H108L107 202H109V201H111L112 202V204H113V202L115 201H118L119 200V198L121 199L122 198V200H124V198L127 196L126 194H124V195H126L125 197H123V196H119ZM2 195V194H1ZM74 195V194H73ZM15 196V195H14ZM9 197V196H8ZM16 197V198H17ZM130 197V196H129ZM5 198V197H4ZM6 199V198H5ZM32 199V201L30 202L29 200H31ZM125 199H128V198H125ZM130 199V198H129ZM132 199V198H131ZM1 200H3V199H1ZM17 200V199H16ZM7 201H9V200H6L5 202L7 203ZM14 201H15V199H14ZM3 202V201H2ZM4 202V203H5ZM24 202V203H23ZM111 202H109L110 204H111ZM14 203V202H13ZM17 203V202H16ZM16 203H15V207H17L16 206ZM26 203H28L27 204V206H26ZM118 204V203H117ZM120 204V203H119ZM118 204V205H119ZM21 205H25V209H24V207H22ZM107 205V204H106ZM115 205V204H114ZM108 206H109V204H108ZM112 206V205H111ZM111 206H109V207H111ZM128 206V205H127ZM126 206V207H127ZM5 207V206H4ZM107 207V206H106ZM125 207V209H127ZM7 208V207H6ZM105 208V207H104ZM112 208V207H111ZM115 208H116V206H115ZM135 208V207H134ZM24 209V210H23ZM102 209V208H101ZM129 209V208H128ZM132 209V208H131ZM137 209V208H136ZM22 210V211H21ZM112 210H114V211H112ZM133 210V209H132ZM6 211V210H5ZM20 212V213H19ZM2 213H4V212H2ZM14 213H11V215H13ZM10 214V213H9ZM3 215V214H2ZM11 215H9V217L10 218H12V216ZM23 215H22V217H23ZM153 214H151L150 216H152ZM28 216V215H27ZM27 216H25V217H27ZM149 216V214L147 213V217ZM1 217V216H0ZM18 217V216H17ZM154 218H155V215L153 216ZM3 218V217H2ZM7 218V217H6ZM19 218V217H18ZM16 219V217H15V215H14V220ZM22 219V218H21ZM24 219V218H23ZM28 220H24V222L26 221H29V217L27 218ZM40 219V218H39ZM46 219V218H45ZM117 219V220H118ZM150 219V218H149ZM1 220H5V219H1ZM8 220V219H7ZM10 220V219H9ZM13 220V221H14ZM37 220V219H36ZM36 220H35V222H36ZM42 220V219H41ZM18 221V220H17ZM17 221H15V222H17ZM22 221V220H21ZM30 221H33L32 219L30 220ZM40 221V220H39ZM127 221V220H126ZM129 221V220H128ZM147 221V220H146ZM145 221V222H146ZM149 221V220H148ZM46 222H47V220H46ZM1 223V222H0ZM9 223V222H8ZM20 223V222H19ZM29 223V222H28ZM123 223V222H122ZM4 224H7V221L5 220V223H3V225ZM9 224H11V223H9ZM18 224V223H17ZM16 224V225H17ZM22 224V223H21ZM26 224V223H25ZM33 225H34V223H32ZM31 224V227L33 226ZM36 224H38V223H36ZM41 224V223H40ZM1 225V224H0ZM3 225H1V226H3ZM15 225V224H14ZM19 225V224H18ZM28 225V224H27ZM25 226V227H30V226ZM29 225H30V223H29ZM39 225V224H38ZM50 225H51V223H50ZM37 226V225H36ZM42 226V225H41ZM40 226V227H41ZM49 226V225H48ZM53 226V225H52ZM89 226V225H88ZM88 226H87V229L86 230H88ZM11 227H13V226H11ZM34 227H35V225H34ZM33 227V228H34ZM38 227V226H37ZM57 227V226H56ZM124 227V226H123ZM123 227H121L122 229V231L120 230V232H124L123 230H125V228H123ZM133 227V226H132ZM4 228H5V225H4ZM7 228V227H6ZM17 228V227H16ZM21 228V227H20ZM19 228V229H20ZM32 228V229H33ZM48 228V227H47ZM51 228V226L49 227V229ZM53 228L54 227H52V231H53ZM120 228V227H119ZM128 228V227H127ZM126 228V229H127ZM8 229H10V228H8ZM14 229V228H13ZM12 229V230H13ZM18 229V230H19ZM29 229V228H28ZM31 229V230H32ZM36 229H38V228H35V230ZM98 229V228H97ZM128 229H130V228H128ZM135 229V228H134ZM133 229V230H134ZM5 230V229H4ZM4 230H2V231H4ZM17 229H16V232L18 231ZM21 230V229H20ZM23 230H24V228H23ZM30 229L28 230V232L29 231H31ZM7 233H8V231H7V229L5 230ZM9 231H11V230H9ZM15 231V230H14ZM13 231V232H14ZM22 231V230H21ZM46 231V233H47V229L45 230ZM98 231H100L99 229H98ZM127 231V230H126ZM1 232V231H0ZM13 232L11 233V232H9V234H11V236H12V234H13ZM32 232H34L33 230H32ZM36 232V231H35ZM85 232V231H84ZM87 232V231H86ZM2 233V232H1ZM5 233V232H4ZM17 233H19V235H22L23 234V231H22V233L21 232H17ZM21 233V234H20ZM25 233V232H24ZM38 233V232H37ZM37 233H36V235H37ZM50 234H51V232H49ZM48 233V234H49ZM53 233V232H52ZM55 233V232H54ZM99 233V232H98ZM162 233V232H161ZM14 234L16 235V233L14 232ZM27 234V233H26ZM42 234V235H43ZM95 234V233H94ZM159 234V233H158ZM19 235H17V237L19 236ZM35 235V236H36ZM55 235V234H54ZM85 235V236H84ZM98 235V234H97ZM101 235V234H100ZM122 235V234H121ZM50 236V235H49ZM77 236V237H76ZM101 236H103V234L101 235ZM120 236V235H119ZM43 237V236H42ZM95 237V236H94ZM3 238V237H2ZM6 238H7V234H6ZM95 238H97V236L95 237ZM86 239V240H85ZM126 239V238H125ZM129 239V238H128ZM2 240H4V239H2ZM34 240V239H33ZM105 240V239H104ZM127 240V239H126ZM5 241H6V239H5ZM4 241V242H5ZM16 241H18V240H16ZM15 241V242H16ZM19 241H20V239H19ZM18 241V242H19ZM22 241V240H21ZM25 241V240H24ZM42 241H44V240H42ZM71 241V242H70ZM86 241V242H85ZM102 241V240H101ZM120 241V240H119ZM123 241V240H122ZM3 242V243H4ZM85 242V243H84ZM115 242H117V241H115ZM124 242V241H123ZM128 242V241H127ZM3 243H2V245H3ZM17 243V242H16ZM15 243V244H16ZM24 243V242H23ZM26 243V242H25ZM24 243V244H25ZM44 244H45V242H43ZM98 243V242H97ZM7 244V243H6ZM119 244V243H118ZM127 244V243H126ZM126 244H124V245H126ZM5 245V244H4ZM18 245V244H17ZM20 245V246H19ZM18 245V247L16 246V248H15V245H13L14 246V249L13 248H11L12 246H9L10 248L9 249H7V248H4V249H7V256H6V258L4 259L5 261L4 262H6V261H8V264H35L33 261H34V259L33 258H35V257H37V255L35 256V257H33L32 258V255L31 254H29V253H26L25 251H26V246L24 247L25 249L23 250V249H21L20 247L23 245L22 244V242L20 243ZM36 245V244H35ZM35 245H33L34 247H35ZM117 245V244H116ZM38 246V245H37ZM87 246V245H86ZM6 247V246H5ZM31 248V247H30ZM123 248V247H122ZM36 249H37V247H36ZM117 249L118 248H115V250H114V253L116 252V254H117ZM88 249L86 248V250L85 251H87ZM28 251V250H27ZM96 251V250H95ZM100 251V250H99ZM125 251V250H124ZM127 251V250H126ZM125 251V252H126ZM122 252V251H121ZM63 253V254H62ZM113 253V254H114ZM120 253V252H119ZM118 253V256H120V254ZM4 254V256L6 255L5 253H3ZM60 254H62V255H64L63 257L62 256H60ZM96 254H98V252L96 253ZM101 254H103V252L102 253H100V255ZM115 254V255H116ZM128 254V253H127ZM150 254H152L153 255V253H150ZM99 255V254H98ZM122 255V254H121ZM124 255V254H123ZM126 255V254H125ZM151 255V256H152ZM34 256V255H33ZM103 256V255H102ZM117 256V257H118ZM3 257V256H2ZM70 257V256H69ZM107 257V256H106ZM109 257V256H108ZM111 258L110 259H113V257L115 258V256L113 255V256H110ZM127 257V256H126ZM153 257H155L154 255L152 256V258L150 257V259L149 260H154L153 259ZM120 258V257H119ZM119 258H117L118 260H119ZM121 258H122V256H121ZM136 258V257H135ZM104 259H107V263H108V258H104ZM37 260H40V259H37ZM0 261H3V259L2 260H0ZM41 261H42V259H41ZM103 262V261H102ZM113 262V261H112ZM149 262V261H148ZM153 262H155V261H153ZM107 263H105V264H107ZM122 263V262H121ZM124 263V262H123ZM126 263V262H125ZM128 263V262H127ZM0 264H3V262H1ZM38 264V263H37ZM112 264V263H111ZM134 264V263H133ZM138 264V263H137Z\"/></svg>",
	"mask_w": 264,
	"mask_h": 264
}]
</instances>
